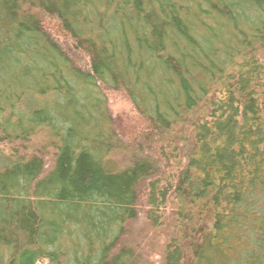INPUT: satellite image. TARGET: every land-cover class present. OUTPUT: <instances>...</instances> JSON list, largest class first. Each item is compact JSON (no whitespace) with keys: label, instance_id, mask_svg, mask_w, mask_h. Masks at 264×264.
<instances>
[{"label":"trees","instance_id":"trees-1","mask_svg":"<svg viewBox=\"0 0 264 264\" xmlns=\"http://www.w3.org/2000/svg\"><path fill=\"white\" fill-rule=\"evenodd\" d=\"M141 191L159 264H264V0H0V264H136Z\"/></svg>","mask_w":264,"mask_h":264},{"label":"rangeland","instance_id":"rangeland-1","mask_svg":"<svg viewBox=\"0 0 264 264\" xmlns=\"http://www.w3.org/2000/svg\"><path fill=\"white\" fill-rule=\"evenodd\" d=\"M55 31L54 28H52ZM108 101V109L116 126L125 134L132 133L138 125L134 111L122 92L104 91ZM124 134V135H125ZM126 136V135H125ZM2 147V146H1ZM8 151V148H5ZM122 157L117 155L115 162L121 164ZM52 158L45 156L46 170H49ZM147 207L145 192L141 191L137 203V214L135 219L126 227V233L122 241L134 247L137 253L136 264H159L162 247L166 242L163 236V228H154L147 220Z\"/></svg>","mask_w":264,"mask_h":264}]
</instances>
